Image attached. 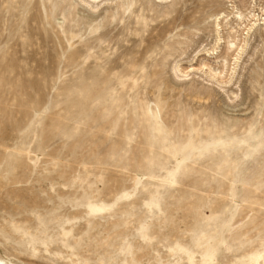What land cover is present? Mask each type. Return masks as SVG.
I'll return each instance as SVG.
<instances>
[{
	"label": "rangeland",
	"instance_id": "1",
	"mask_svg": "<svg viewBox=\"0 0 264 264\" xmlns=\"http://www.w3.org/2000/svg\"><path fill=\"white\" fill-rule=\"evenodd\" d=\"M136 1L0 0V264H264V136L209 124L264 125V0L232 79L213 18L248 0Z\"/></svg>",
	"mask_w": 264,
	"mask_h": 264
},
{
	"label": "bare ground",
	"instance_id": "2",
	"mask_svg": "<svg viewBox=\"0 0 264 264\" xmlns=\"http://www.w3.org/2000/svg\"><path fill=\"white\" fill-rule=\"evenodd\" d=\"M43 1V0H42ZM62 1V0H61ZM64 1V0H63ZM138 1V0H137ZM136 1V2H137ZM174 1V0H173ZM172 1V2H173ZM240 1V0H239ZM251 1V0H250ZM249 0H248V2H247V4L250 2ZM69 2V1H68ZM121 2H123L124 3V1H121ZM241 2V1H240ZM244 2H246V0L244 1ZM254 2V1H253ZM253 2H251V3H249L250 5L248 6V7H246V5H244L243 7H245V8H242V7H238V6H234V8H235V10H233V11H226V12H220L219 14H216V16H214V23H213V25H215L213 28V33H214V43H211V44H213L212 46V52L214 53L215 52V50H217V48L219 47V45H220V43H221V41H222V39L223 38H225L222 34V31H224V30H222V28H223V26H227V27H229V29H230V31L228 32V39H227V41H225L226 42V45H225V51H226V54L228 53V52H230V53H233V55H234V62H233V67L230 69V71H229V73H228V75H229V78H233V76L236 74V71H237V66H238V64H239V61H240V59H241V57H242V55H244L243 53L245 52V50L247 49V47L249 46V44H250V41H251V34L253 33L252 31H254V29H258L257 28V26L258 25H260L261 23H260V21H261V18H260V15H259V13H256V11H255V7H256V5H257V3H253ZM65 3V2H64ZM127 3V2H126ZM133 3V2H132ZM179 3V2H178ZM202 3V2H201ZM62 4V3H61ZM118 4V3H117ZM117 4H116V6H117ZM130 4V3H129ZM167 4H169V2L167 3ZM171 4H173L174 5V3H171ZM214 4V3H213ZM243 4H246V3H243ZM11 5V4H10ZM75 5V4H74ZM98 5V4H97ZM124 5H127V4H123V6ZM183 5V4H182ZM211 3H207V4H205V8H204V11H205V9H206V7H207V9H208V7H211ZM92 6V5H91ZM93 6H94V3H93ZM122 6V5H121ZM130 6V5H129ZM178 5H176L175 4V6H173L172 8H174V7H177ZM203 6V5H202ZM115 7V6H114ZM17 8V7H16ZM95 8V7H94ZM124 8V7H123ZM130 8V7H129ZM165 8V7H164ZM163 8V9H164ZM170 8H171V6H170ZM169 8V9H170ZM59 9V8H58ZM72 9H74V8H72ZM113 9V8H112ZM115 9V8H114ZM118 9H119V7H118ZM126 9H128V7H126ZM132 9H134V8H132ZM144 9V8H143ZM165 9H167V8H165ZM164 9V10H165ZM162 10V9H161ZM163 10V11H164ZM57 11V10H56ZM112 11V10H111ZM129 11V10H128ZM172 11V10H171ZM176 11V10H175ZM177 11H178V9H177ZM109 12V11H108ZM113 12V11H112ZM123 12V11H122ZM130 12L132 13V12H135V13H137L136 11H132L131 9H130ZM162 12V11H161ZM168 12H170V10L168 11L167 10V12L166 13H168ZM107 13V12H106ZM163 13V12H162ZM165 13V12H164ZM203 13V12H202ZM211 13V12H210ZM213 13V12H212ZM211 13V14H212ZM110 14V13H109ZM113 14V13H112ZM117 14V13H116ZM119 14V13H118ZM123 14V13H122ZM141 14V13H140ZM187 14V13H186ZM200 14V13H199ZM209 14V13H208ZM207 13H205V15L207 16L208 15ZM138 15H139V13H138ZM137 15V16H138ZM188 15V14H187ZM195 15H197V14H195ZM204 15V16H205ZM105 16V15H104ZM103 16V17H104ZM130 16V15H129ZM128 16V17H129ZM132 16V15H131ZM135 16V15H134ZM66 17V16H65ZM112 17V16H111ZM116 17V16H115ZM118 17V16H117ZM139 17H143V16H138V18ZM113 18V17H112ZM149 18V17H148ZM190 18V17H189ZM208 18H209V15H208ZM263 18V17H262ZM4 19V18H3ZM89 20H91L90 18H88ZM98 19V18H97ZM97 19L95 18V20L97 21ZM129 19H131V18H128V20ZM140 19V18H139ZM139 19H136L137 21L139 20ZM144 19H145V17H144ZM143 18H142V20H144ZM204 19H206V18H204ZM212 19V18H211ZM75 20V19H74ZM110 20H112V19H110ZM116 20V19H115ZM115 20H112V21H115ZM128 20H127V22H128ZM210 20V19H209ZM98 21H99V19H98ZM97 21V22H98ZM145 21V20H144ZM144 21H141V24H143L142 22H144ZM206 21V20H205ZM248 23H247V22ZM96 22V23H97ZM101 22V21H100ZM193 22V21H192ZM60 23V22H59ZM129 23V22H128ZM133 23H137V22H133ZM145 23H146V21H145ZM191 23V22H190ZM200 23V22H199ZM203 23H204V21H203ZM88 24V23H87ZM91 24H92V22H91ZM101 24V23H100ZM125 24H127V23H125ZM137 24H139V23H137ZM201 24H202V22H201ZM200 24V25H201ZM90 25V24H89ZM128 25V24H127ZM143 25H145V24H143ZM203 25V24H202ZM202 25H201V27H202ZM205 25V24H204ZM262 25H264V19H263V23H262ZM104 26V25H103ZM132 26V25H131ZM141 26V25H140ZM206 26V25H205ZM243 26H245V28H246V30H247V32H246V34L244 33V35L241 37V38H239L238 37V29H237V27H242L243 28ZM99 27V26H98ZM98 27H97V25L96 26H94L93 28H92V30H97L98 29ZM101 27V26H100ZM99 27V28H100ZM125 27H126V25H125ZM128 27H129V25H128ZM128 27H127V30H128ZM142 27V26H141ZM263 27V26H262ZM144 28V27H143ZM192 28V27H191ZM136 29V28H135ZM263 29V28H262ZM85 30V29H84ZM83 30V31H84ZM125 30V29H124ZM133 30V29H132ZM137 30V29H136ZM196 29H194V31H195ZM204 30V29H203ZM89 31V30H88ZM131 31V30H130ZM138 31V30H137ZM142 31H144V29L143 30H139V33L140 32H142ZM80 32V31H79ZM133 32V31H132ZM131 32V33H132ZM199 32V31H198ZM197 32V33H198ZM240 32V31H239ZM252 32V33H251ZM81 33V32H80ZM145 33V32H144ZM255 33H256V31H255ZM82 34V33H81ZM133 34H134V32H133ZM208 34L210 35V33L208 32ZM92 35V34H91ZM94 35V34H93ZM130 35V34H129ZM138 35H140V34H138ZM151 35V34H150ZM164 35V34H163ZM177 35V34H176ZM179 35V34H178ZM207 34H205V36H206ZM253 35H257V34H253ZM252 35V36H253ZM80 36V35H79ZM137 36V35H136ZM148 36V35H147ZM160 36V35H159ZM125 37V36H124ZM128 37V36H127ZM178 37H180V36H178ZM191 37V36H190ZM207 37V36H206ZM186 38V37H185ZM189 38V37H188ZM187 38V39H188ZM227 38V37H226ZM127 39V38H126ZM129 39V38H128ZM127 39V40H128ZM140 39H142V37H140ZM139 39V40H140ZM157 39V38H156ZM179 40V39H178ZM258 40H260V42L261 41H263L264 42V33H260L259 34V39ZM99 41H101V40H99ZM181 41V40H180ZM188 41V40H187ZM212 41H213V39H212ZM211 41V42H212ZM252 42V41H251ZM101 43V42H100ZM106 43V42H105ZM133 43V42H132ZM141 43V42H140ZM168 43V42H167ZM178 43V42H177ZM176 42H175V44L176 45H179L180 43H178L177 44ZM259 43V42H258ZM134 44V43H133ZM170 44V43H169ZM175 44H172V45H175ZM135 45H136V43H135ZM134 45V46H135ZM141 45V44H140ZM172 45H171V47H172ZM181 45V44H180ZM179 45V46H180ZM254 45V44H253ZM256 45V44H255ZM261 45H263V44H261ZM137 46H138V43H137ZM190 46V45H189ZM258 46H260V45H258ZM258 46H256L255 48H254V51H256L257 50V48H258ZM152 47H153V45H152ZM253 47V46H252ZM260 47H262V46H260ZM123 48V47H122ZM184 48V47H183ZM140 49V48H139ZM173 49V48H172ZM180 49V48H179ZM263 49V48H262ZM177 50V49H176ZM181 50V49H180ZM261 50V49H260ZM179 51V50H178ZM182 51H183V49H182ZM209 51V50H208ZM263 50H261V52H262ZM133 52V48H128L127 49V51L125 52V54H131ZM168 52V51H167ZM175 52V51H174ZM173 52V53H174ZM180 52V51H179ZM258 52V51H257ZM139 53V52H138ZM143 53V52H142ZM163 53V52H162ZM166 52H164V54H165ZM169 53V52H168ZM176 53H177V51H176ZM209 53H211V51L209 52ZM260 53V52H259ZM254 54V53H253ZM252 54V55H253ZM256 54V53H255ZM254 54V55H255ZM122 55V54H121ZM172 55V54H171ZM91 56V55H90ZM164 57V56H163ZM171 57V56H170ZM169 57V58H170ZM173 57V56H172ZM177 57V56H176ZM253 57V56H252ZM122 58V57H121ZM121 58H120V60H121ZM130 58V57H129ZM168 58V59H169ZM176 58H174V60H175ZM224 61H223V67L224 68H226L227 67V65H228V60H227V57H224V58H222ZM158 61V60H157ZM156 61V62H157ZM163 61H165V63H166V60L164 59ZM170 61V60H169ZM114 62V61H113ZM137 61L135 60V58L134 57H131L128 61H127V63H136ZM178 62V61H177ZM107 63V62H106ZM174 63V62H173ZM180 63V62H179ZM111 64V63H110ZM177 64V63H176ZM174 65L173 66V70L176 72V74L178 73V71L179 72H181V69L179 68V66L178 65ZM256 64H258V61H257V63ZM106 65V64H105ZM118 65V64H117ZM121 65V64H120ZM129 65V64H128ZM135 65V64H134ZM110 66V65H109ZM204 68L206 69V71H205V73L209 76V78L211 79L212 78V80L214 79H216V81L215 82H217V80L219 81V82H221V80L223 81V78H225L226 76H228V75H222L221 76V74H222V72H223V70H218V69H216V68H213L212 66H210L209 64H206V63H204ZM240 66V65H239ZM254 66V65H253ZM257 66V65H256ZM243 67V66H242ZM260 67H261V65H260ZM141 68V67H140ZM171 68H172V64H171ZM254 68H256V67H254ZM259 68V67H258ZM257 68V69H258ZM183 69V68H182ZM244 69H245V67H244ZM262 69H263V67H262ZM107 70V69H106ZM105 70V71H106ZM172 70V69H171ZM173 70H172V72H173ZM251 70V69H250ZM254 70V69H253ZM109 71V70H108ZM119 71V70H118ZM202 71H203V68H202ZM254 71H256V70H254ZM259 71V70H258ZM115 72H116V70H115ZM130 72H131V70H130ZM112 73V72H111ZM134 72H132L131 74H133ZM239 73H240V71H239ZM238 73V74H239ZM251 73V72H250ZM254 73V72H253ZM253 73H251V75L253 74ZM117 74V73H116ZM120 74H121V72H120ZM175 74V73H174ZM181 74V73H180ZM237 74V75H238ZM257 74V75H256ZM255 74V82H258L259 84H260V80H262L261 78L263 77V72H260V73H256ZM122 75V74H121ZM153 75V74H152ZM177 75H179V74H177ZM183 75V74H182ZM184 75H186V73L184 74ZM105 76V75H104ZM112 76H113V74H112ZM116 76V75H115ZM240 76H241V74H240ZM110 77V76H109ZM118 77H119V75H118ZM121 77V76H120ZM126 77V76H125ZM131 77V76H130ZM253 77H254V75H253ZM122 78V77H121ZM227 78V77H226ZM123 79V78H122ZM129 79V78H128ZM240 79V77L238 78V80ZM250 79V78H249ZM249 79H248V81H249ZM213 80V81H214ZM227 81H228V79H226ZM254 80V79H253ZM128 81V80H127ZM226 81V82H227ZM232 81V80H231ZM240 81V80H239ZM219 82H217V83H219ZM225 82V83H226ZM237 82V81H236ZM249 82H251V81H249ZM253 82V81H252ZM252 82H251V84H252ZM262 82H263V80H262ZM222 83V82H221ZM228 83V82H227ZM254 83V82H253ZM125 85H126V81H125V83H124ZM220 84V83H219ZM224 84V83H223ZM234 84H235V81H234ZM237 84V83H236ZM258 84V85H259ZM262 84V83H261ZM260 84V85H261ZM123 85V84H122ZM166 85H168V84H166ZM263 85H264V83H263ZM263 85L261 86V88L263 87ZM254 88L256 87L255 85H252ZM252 86H249L250 87V89H251V87ZM259 86H257L256 88H258ZM253 88V89H254ZM255 88V89H256ZM260 88V87H259ZM260 88V89H261ZM134 89V88H133ZM153 90V89H152ZM238 90V89H237ZM159 91V90H158ZM239 91V90H238ZM255 91V90H254ZM264 91V90H263ZM252 92V91H251ZM233 93V92H232ZM255 93V92H254ZM258 93V92H257ZM264 93V92H263ZM233 94H235V93H233ZM261 94V93H260ZM262 95V94H261ZM260 95V96H261ZM232 97V96H231ZM250 97V96H249ZM257 98H259V97H257ZM260 99H261V97H260ZM260 101V100H259ZM258 101V102H259ZM257 103V102H256ZM262 103V102H261ZM257 105H259V104H257ZM162 106V105H161ZM177 108V107H176ZM264 108V107H263ZM178 109V108H177ZM136 110V109H135ZM148 111V110H147ZM178 111V110H177ZM149 112V111H148ZM147 112V113H148ZM209 112H211V111H209ZM263 112H264V109H263ZM186 113V112H185ZM210 115V114H209ZM263 116H264V114H263ZM204 117V116H203ZM152 119V118H151ZM204 119H206L205 117H204ZM203 119V120H204ZM238 120H232V121H229V120H221V119H219V118H217V117H215L213 114L211 115V117H210V122H209V124L212 126V127H214V128H216L215 130L213 129V132H214V134L216 135V138H218L220 141H221V143H211L210 142V140H209V142L212 144V146H214V147H218V144H222V146H226L227 144H228V142L230 141V139H232V138H234V137H245V136H252V137H257V136H264V125H262L259 129H254V128H252V127H249V128H247L248 129V131H250V134H245V133H243V132H241V129L245 126V124H241V123H239V122H237ZM190 122V121H189ZM262 122L264 123V118L262 119ZM188 124V123H187ZM205 125V124H204ZM210 135V134H209ZM170 136V135H169ZM189 136V135H188ZM150 137V136H149ZM155 137V136H154ZM160 137V136H159ZM186 137V136H185ZM153 138V137H152ZM164 138V137H163ZM245 138H247V137H245ZM150 139V138H149ZM154 139V138H153ZM210 139V138H209ZM189 140V139H188ZM152 141V140H151ZM200 141V140H199ZM205 141V140H204ZM217 141V140H216ZM218 142V141H217ZM246 142H247V140H246ZM162 143V142H161ZM188 143H190L189 141H188ZM193 144H194V142H193ZM250 144V143H249ZM201 145V144H200ZM190 146V145H189ZM193 146V145H192ZM198 146V145H197ZM207 146H209V144H207ZM232 146V145H231ZM200 147V146H199ZM205 147H206V145H205ZM192 148V147H191ZM201 148V147H200ZM220 148V147H219ZM182 148H180L179 150H181ZM196 149V148H195ZM221 149V148H220ZM210 150V149H209ZM219 150V149H218ZM222 150V149H221ZM175 152V151H174ZM180 152V151H179ZM189 152V151H188ZM185 152H183V154H184ZM187 153V152H186ZM186 153H185V155H186ZM175 154H176V152H175ZM182 154V153H181ZM191 154V153H190ZM194 154V153H193ZM182 157V156H181ZM188 157V156H187ZM184 158V157H183ZM186 159V158H185ZM183 162V161H182ZM185 162V161H184Z\"/></svg>",
	"mask_w": 264,
	"mask_h": 264
}]
</instances>
